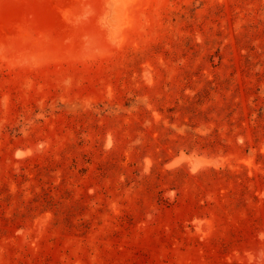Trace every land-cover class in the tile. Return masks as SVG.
Instances as JSON below:
<instances>
[{"label": "rangeland", "instance_id": "374dc122", "mask_svg": "<svg viewBox=\"0 0 264 264\" xmlns=\"http://www.w3.org/2000/svg\"><path fill=\"white\" fill-rule=\"evenodd\" d=\"M0 264H264V0H0Z\"/></svg>", "mask_w": 264, "mask_h": 264}]
</instances>
